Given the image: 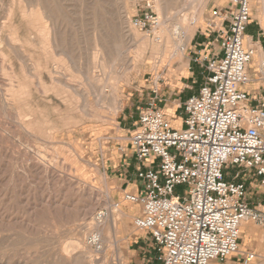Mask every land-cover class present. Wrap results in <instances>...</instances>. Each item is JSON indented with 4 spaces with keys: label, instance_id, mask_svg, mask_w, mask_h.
<instances>
[{
    "label": "rangeland",
    "instance_id": "374dc122",
    "mask_svg": "<svg viewBox=\"0 0 264 264\" xmlns=\"http://www.w3.org/2000/svg\"><path fill=\"white\" fill-rule=\"evenodd\" d=\"M148 1L154 2L152 6L160 20L170 17L173 18L172 22H177L178 16L192 18L191 12H195V0H187L190 5L184 4V0H173L174 5L170 0L168 10L162 9V14L158 11L156 0H45L46 3L44 0H0V264H76L66 259L70 258V252L72 258L83 254L85 245L80 244L81 247L78 245L75 249L70 247L68 256L64 247L71 241L79 243V240L85 239L92 240L91 248L95 252L87 255L84 264H162L150 245L149 236L134 225V217L140 213L141 206L124 199L126 185L118 187L115 175L110 170L119 162L123 152L131 154L130 142L140 108L155 98V88L159 90L158 106L169 117L172 114L175 125H180L179 119L184 114L183 103L198 91L205 76L204 67L195 59L204 54L199 51L206 48L204 44L210 39L208 21L218 8L226 7L230 0H209L200 17L193 22L192 36L184 54L181 51L175 53L176 48L170 40L158 70L154 66L155 58L161 53L157 37L161 36L162 39L161 33L170 39L172 36L169 25L164 24L160 28L156 24H136L134 16L142 11ZM45 4L49 12L44 13V25L50 30L54 18L51 16L56 15L54 20L57 19L56 26L58 24L60 27L56 31L65 43L63 65L73 79L85 85L87 90L90 91L84 76L87 70L93 69L92 74L99 77L101 86L109 94L113 83L110 75L113 76L116 71L122 72L126 60L134 65V69L120 81L117 97L122 107L116 114L111 115L109 109L97 104L92 109L93 115L84 114L78 99L65 96L64 92H48L47 95L40 89V77L51 84L47 66H52L53 62L48 46L44 47L40 27L34 22L31 11L42 12ZM263 4L253 2L252 18L259 19L264 28ZM122 5L128 9L131 27L137 32L132 38H128L123 29L125 25L121 22V11H118ZM252 18L247 37L249 32L254 37L258 34L257 22H253ZM177 25L175 27H179ZM182 29L179 28V31L185 35ZM11 44L18 47L22 45L20 48L25 52L22 51V54L25 57L29 55L26 64L10 49ZM117 49L123 54L112 64L109 54L118 52ZM98 50L102 56L99 55L100 59L96 61L94 52ZM103 59L110 66L107 72L101 67ZM75 61L81 66L78 64L77 67ZM10 64H14L18 77L28 83L30 94L15 99L9 95L8 84L13 74ZM22 65H26V74ZM179 103L182 105L180 108L177 106ZM29 119L35 122V130L32 129L31 133L23 126L24 121L27 123ZM84 189L96 192L97 196L110 193L113 204L117 203L119 208L128 211L129 216L124 224L119 222V231H116L117 234L114 232L116 235H113L112 242L103 240L90 224L91 219L84 216L85 206L79 209L82 205L79 195ZM184 190L185 186L179 185L175 192L183 194ZM101 196L99 198L102 199ZM249 198L254 206H264V187L258 182L249 184ZM102 207L95 214L104 211L107 216L112 207ZM249 224L264 234L263 227L253 222ZM94 257L99 258L98 262ZM261 259L252 264H264V257Z\"/></svg>",
    "mask_w": 264,
    "mask_h": 264
},
{
    "label": "built area",
    "instance_id": "2783aa9c",
    "mask_svg": "<svg viewBox=\"0 0 264 264\" xmlns=\"http://www.w3.org/2000/svg\"><path fill=\"white\" fill-rule=\"evenodd\" d=\"M254 1L264 2L230 0L208 21L209 52L195 59L205 76L183 103L180 125L158 106L157 88L140 108L131 137L136 188L124 199L141 206L134 225L149 236L162 264L257 257L240 247L245 222L264 228V206L249 201V184L264 187V28L247 39ZM152 3L139 9L136 24L158 26ZM179 185L183 194L175 192Z\"/></svg>",
    "mask_w": 264,
    "mask_h": 264
},
{
    "label": "bare ground",
    "instance_id": "6f19581e",
    "mask_svg": "<svg viewBox=\"0 0 264 264\" xmlns=\"http://www.w3.org/2000/svg\"><path fill=\"white\" fill-rule=\"evenodd\" d=\"M37 1V0H36ZM39 1V0H38ZM122 1V0H121ZM157 1V8H158V11L159 13H161L162 9H167V7H169L170 5V0H156ZM45 2V0H44ZM51 2V1H50ZM173 2V0H172ZM171 2V3H172ZM192 2V0H191ZM209 0H195V4L193 5V9H195V12L194 11H190L191 13H193V16H191L192 18H187V17H180L179 16L177 17V22L175 20V22H172L173 18L171 19L170 17H167L166 19H162L160 20L159 24L157 27H160V26H163L164 24H166L168 26V28L170 29V33H171V36H172V39H170V37L168 35H164L163 33H161V35H163V38L161 39V36H158L157 38L159 39V42H158V46L160 48V51L161 53H158L160 54L157 58H155V69L158 70V68L160 67V65L163 63V60H164V55L167 53V50H168V47H169V42H171L170 40H172L175 48H176V51L175 53H178L181 51V53L184 54L186 48H187V45L191 39V36H192V30H193V22L195 20L198 19V17H200L201 13L203 12V10L206 8L207 4H208ZM22 3V1H21ZM40 3V2H39ZM43 3V2H42ZM46 3V2H45ZM189 5L191 4L190 2H187V0H184V4H188ZM264 3V2H263ZM109 4V3H108ZM121 4V3H119ZM174 4V2H173ZM41 5V3L39 4V6ZM52 5V4H51ZM102 5V4H101ZM175 5V4H174ZM264 5V4H263ZM38 6V5H37ZM45 6L47 7V4H45L43 6V11L42 12H39V11H31V14L34 16V22L35 23H38L39 27H40V31H41V34H42V37H43V43H44V47L45 46H48L49 48V52H50V57L52 59V66H47V73L51 79V84H48L42 77H40V80H39V84H40V89L43 90V92L45 94H47L48 92H56L59 94L60 93H63L66 95H68L69 97L71 98H76L78 99V101L80 102V107H82L83 111H84V114H88V115H93V111L92 109L94 108V106L97 104V106L99 107H104L105 109H109V112L111 115H114L116 114L119 109H121L122 107V104H121V101L120 99L117 97V92L119 90V84H120V81H122V79L124 77L127 76V74L129 72H131L133 69H134V65H132V62H129L128 60H126V66H125V69L122 71V72H114L113 73V76L110 75V79L112 80L111 82H113L111 85V91L109 94H106L105 90H104V86H101L100 84V79L99 77L97 78L96 75L92 74V70L89 69L87 70L84 74L85 78H86V81H87V84L89 85L90 87V91L87 90L83 84H80V82H77L75 79H73V77L67 72L65 66L63 65V59H62V55H65V47H64V44H63V40L62 38L60 39L59 38V34L57 33V29L59 26L57 24L56 26V20H54L56 18V15H52L50 14V16L53 18V25L52 27L50 28V30L48 29L47 30V26H45L44 24V13L47 14V12H49ZM107 6V5H106ZM120 6V5H119ZM192 6V5H191ZM22 7V6H21ZM122 8L118 11H121V22L123 25H125L123 27V29H125V32L127 33V37L128 38H132L133 35H137V32L136 30L131 27V21L129 19V16L127 14V8L122 5L121 6ZM42 8V7H41ZM192 8V7H191ZM24 9V8H23ZM29 10V9H28ZM51 10V9H50ZM54 10V9H52ZM168 10V9H167ZM191 10V9H190ZM26 11V10H25ZM56 11V10H55ZM170 12V10H169ZM263 12H264V6H263ZM22 13V12H21ZM30 13V12H29ZM55 13V12H54ZM120 13V12H119ZM58 14V13H57ZM162 14V13H161ZM171 14V13H170ZM173 15V14H172ZM177 15H180L179 13H177ZM119 16V15H118ZM169 16V14L167 15ZM11 17V16H10ZM48 17V15H47ZM46 18V16H45ZM120 18V19H121ZM131 18V17H130ZM11 19V18H10ZM9 19V20H10ZM160 19V18H159ZM13 20V19H12ZM50 20V19H49ZM113 20V19H112ZM48 21V19H47ZM109 24V23H108ZM133 24V23H132ZM178 24L177 26L179 27H175V25ZM195 24V23H194ZM14 25V24H13ZM56 26V27H55ZM134 26V25H133ZM60 28V27H59ZM161 28V27H160ZM179 28H183L182 30H185L186 34L185 35H182L181 32L179 31ZM13 29V28H11ZM19 29V28H18ZM107 29V28H106ZM122 29V28H121ZM64 30V29H63ZM17 31V29H16ZM59 31V29H58ZM109 32V31H108ZM184 32V31H183ZM184 32V33H185ZM140 34V33H139ZM11 35V34H10ZM65 35V34H64ZM117 35V33H116ZM121 35V34H120ZM160 35V33H159ZM50 36V37H49ZM124 36L126 37V35L124 34ZM123 37V36H122ZM139 37V36H138ZM11 38V36H10ZM19 38V37H18ZM98 38V37H97ZM107 38V37H106ZM120 38V37H119ZM118 38V39H119ZM156 38V37H155ZM50 40V42H49ZM99 40V39H98ZM110 40V39H109ZM138 40V38H137ZM157 39H155L156 41ZM251 40V39H250ZM11 41V39H10ZM158 41V40H157ZM8 42H9V39H8ZM14 43H17L16 41H13ZM65 42V41H64ZM111 42V41H110ZM137 42V41H136ZM20 43V42H19ZM97 43V42H96ZM148 43V42H147ZM18 44V43H17ZM21 44V43H20ZM95 44V43H94ZM111 44V43H110ZM133 44V43H131ZM258 47V52L261 51V47L258 43H255ZM99 45V44H98ZM97 45V46H98ZM144 45V44H143ZM147 45V44H146ZM22 46V45H20ZM20 46L18 47L17 45L15 44H11L10 45V49L15 53V55L17 56V58L19 60H21V62L23 64H26L27 63V57L29 58V55L25 57L24 54H22L24 52V49L22 50L20 48ZM113 46V45H112ZM121 46H123V44H121ZM119 46V49H121L122 47ZM157 46V47H158ZM144 47V46H143ZM149 47V46H148ZM24 48V47H23ZM96 49V48H95ZM106 49V48H105ZM119 49H117L116 51H118ZM125 49V48H124ZM144 49V48H143ZM107 50V49H106ZM23 51V52H22ZM45 51V50H44ZM104 51V49H103ZM108 51V50H107ZM106 51V52H107ZM126 51V50H125ZM140 51H141V48H140ZM12 52V53H13ZM121 52H123V50L121 49ZM158 52V51H157ZM25 53V52H24ZM101 51L98 50L97 52H94V59L96 61H98V58L100 57L99 55ZM27 54V53H26ZM108 54V53H107ZM123 54V53H119L118 52H115V53H112L109 54L110 56V61L112 62V64H115V62H117L118 58L120 57V55ZM157 54V53H156ZM260 54V52H259ZM140 55V53H139ZM142 55V53H141ZM262 53L260 55L257 54V56H261ZM66 56V55H65ZM102 56V55H101ZM104 58V57H103ZM107 58V56L105 57ZM31 59V58H30ZM65 59V58H64ZM100 59V58H99ZM120 59V58H119ZM94 60V61H95ZM29 61V60H28ZM74 61V59H73ZM109 61V60H108ZM34 62V61H32ZM71 62V61H70ZM76 62V61H75ZM120 62V60H119ZM51 63V62H50ZM110 63V62H109ZM36 64V63H35ZM34 64V65H35ZM72 64V63H71ZM77 67H78V64H80L79 62L77 63ZM90 64V63H89ZM111 64V63H110ZM111 64V66H112ZM12 65V66H11ZM14 64H10V68L12 69V71L10 72H13V74L10 76V84L9 85V89L7 90L9 95L12 97V98H17V97H24L25 95L27 94H30L29 92V89L30 86L28 85L27 82L23 81L22 79H20L18 77V75L16 74V72L14 71ZM83 65V64H82ZM23 66V72L25 73V67L26 65H22ZM25 66V67H24ZM31 66V65H30ZM42 66V65H41ZM72 66V65H71ZM73 66H76V65H73ZM81 66V64L79 65ZM32 67H33V64H32ZM46 67V66H45ZM86 67V65H85ZM82 66V68H85ZM90 67V66H89ZM101 67L106 71V69L108 70V67H110L108 65V62L107 60H102L101 62ZM29 68V66H28ZM42 68V67H41ZM81 68V67H80ZM27 69V68H26ZM35 69V68H34ZM39 69V68H38ZM75 69V68H74ZM97 69V68H96ZM95 69V70H96ZM29 70V69H28ZM77 70V68H76ZM78 72H81V70H77ZM110 71V70H109ZM104 72V71H103ZM107 72V71H106ZM27 73V71H26ZM25 73V74H26ZM40 74V73H39ZM96 74V73H95ZM99 74V73H98ZM97 74V75H98ZM6 75V74H5ZM42 75V74H41ZM47 75V76H48ZM39 76V75H38ZM100 76V75H99ZM39 78V77H38ZM2 80V79H1ZM36 81V80H35ZM102 81V80H101ZM2 82V81H1ZM16 82V83H15ZM15 83V84H14ZM1 85V84H0ZM29 86V87H28ZM38 86V85H37ZM3 87V85H2ZM39 88V86H38ZM39 89V90H40ZM25 94V95H23ZM48 95V94H47ZM61 95V94H60ZM67 100V98H66ZM51 101V100H50ZM123 103V102H122ZM56 106V105H55ZM106 106V107H105ZM103 108V109H104ZM102 109V110H103ZM55 110H57V107H55ZM105 111V110H103ZM46 113V112H45ZM49 114V113H48ZM23 115V114H22ZM53 115V114H52ZM46 117H47V114H46ZM49 117V116H48ZM176 118H179V117H176ZM26 119V118H25ZM171 119L172 121L174 122V117L172 116L171 114ZM56 120V119H54ZM180 122H181V118L179 119ZM24 121V120H23ZM26 121V120H25ZM24 121V129L26 131H28L29 133L32 132V129H34V126H35V122L32 120V119H29V121L26 123ZM52 121V120H51ZM78 121V120H77ZM48 122V120H46V123ZM79 123V122H78ZM56 124V123H55ZM45 125V123H44ZM54 128V126H53ZM45 129V127H44ZM35 130V129H34ZM48 131V130H47ZM43 133V132H42ZM34 134V133H33ZM36 134V133H35ZM34 134V135H35ZM48 134V132H47ZM37 136V135H36ZM3 139V138H2ZM2 151V150H1ZM42 158V157H41ZM39 161V160H38ZM42 161V159H41ZM37 162V161H36ZM40 162V161H39ZM39 164V163H38ZM1 166V165H0ZM34 167H35V164H34ZM37 168V167H35ZM40 169V168H39ZM37 170V169H36ZM35 171V170H33ZM39 172V171H38ZM55 173V172H53ZM52 173V174H53ZM52 176V175H51ZM54 177V176H53ZM55 178V177H54ZM59 178V177H57ZM61 178V177H60ZM64 179V178H63ZM62 179V180H63ZM68 179V178H67ZM59 181V180H58ZM61 181V180H60ZM67 181V180H66ZM71 183V182H70ZM68 183V184H70ZM1 184V183H0ZM73 184V183H72ZM70 187H71V184H70ZM89 189V188H88ZM99 195V194H98ZM101 195L97 196V193L96 192H88L86 189H84L80 195H79V198L80 200H82V205L79 206V209H81V207L85 206V208H83V213L85 214L84 216H86L88 219H91L90 221V224L93 225V227L95 228L96 231H98L101 236L103 237V240L105 239V241H108V242H112L113 240V235H114V232L116 231H119L118 229V224L119 222L121 224H124L127 217L129 216V213L128 211H126L125 209H121L119 207H115L116 205L113 204L112 202V196L110 195V193H105L103 196L102 199L99 198ZM44 198V197H43ZM74 199V198H73ZM56 200V199H55ZM72 202V201H71ZM79 202V200H78ZM52 203V202H51ZM73 203H74V200H73ZM76 203V202H75ZM74 203V204H75ZM53 204V203H52ZM51 204V205H52ZM55 204V202H54ZM72 204V205H74ZM56 205V204H55ZM69 205V204H68ZM76 205V204H75ZM133 205H136V204H133ZM65 206V205H64ZM63 206V207H64ZM102 206H107V209L112 207V209L110 210V212L107 214V216H105L106 214L104 213V211H101L100 213H98L97 215L95 214V211L99 208H101ZM62 207V206H61ZM60 209H63L61 208ZM70 207V205H69ZM68 208V207H66ZM87 208V209H86ZM103 208V207H102ZM65 209V208H64ZM1 211V210H0ZM52 211V210H51ZM79 211V210H78ZM109 211V210H108ZM48 212V211H47ZM51 214V213H50ZM41 217V216H40ZM82 218V217H81ZM82 220V219H81ZM85 221V220H84ZM2 222V221H1ZM87 222V221H86ZM79 223V222H78ZM247 223V222H245ZM88 225V224H87ZM56 226V225H55ZM89 226V225H88ZM76 227V226H75ZM91 227V226H90ZM43 228V227H42ZM87 228V227H86ZM29 230V229H28ZM88 230H89V227H88ZM90 231V230H89ZM55 232V231H54ZM58 232V231H57ZM117 234V232H116ZM115 234V235H116ZM42 235V234H41ZM114 235V236H115ZM263 235V234H262ZM44 237V236H43ZM86 237V235H85ZM77 239V238H75ZM83 239V238H81ZM96 239V238H95ZM78 240V239H77ZM86 240V239H85ZM79 240V243L78 242H70L69 244H67L64 248V251H66L67 253V256L70 252L69 248L72 247L73 249L79 247L78 245L80 244H84L85 246V251L83 254H80L79 256L75 257V258H72V253L70 252V258L66 259L67 262H74L76 264H84V261H85V258H87V255H91L92 251L95 252L94 250H92L91 247H93L92 245V240L91 241H88L86 240ZM62 242V241H61ZM60 242V243H61ZM115 242V240H114ZM10 245V244H9ZM61 245V244H60ZM118 246V245H117ZM81 247V245H80ZM82 246V248H84ZM10 249V248H9ZM62 251V250H61ZM74 251V250H73ZM97 251V250H96ZM12 253V252H11ZM82 253V252H81ZM61 254V253H60ZM94 254V253H93ZM96 254V253H95ZM94 254V255H95ZM89 255V256H90ZM98 255V253L96 254ZM101 257V256H100ZM21 258V257H20ZM95 258V257H94ZM99 259V258H98ZM98 259L97 257L95 258V260H97L98 262ZM87 260V259H86ZM63 261V260H61ZM120 261V260H119ZM96 262V261H95ZM96 262V263H97ZM19 263V262H18ZM116 263V262H114ZM118 263V261H117ZM120 264V263H119Z\"/></svg>",
    "mask_w": 264,
    "mask_h": 264
},
{
    "label": "crops",
    "instance_id": "0c3cea01",
    "mask_svg": "<svg viewBox=\"0 0 264 264\" xmlns=\"http://www.w3.org/2000/svg\"><path fill=\"white\" fill-rule=\"evenodd\" d=\"M252 21L257 22L256 27L258 28V32H259L260 26L263 27L260 20L259 19L257 20V18L253 17ZM250 27L251 26H249V28ZM249 33L250 34H248L249 36L247 37V39L248 38L251 39L252 36H254L251 32ZM262 47L264 51L263 42H262ZM199 52L201 53L209 52V49H202ZM259 52L261 54V51ZM259 52H257L258 55H260ZM138 167H139V164L135 160L133 148L131 145V154L123 152L119 162H117V164L113 166L112 170H110L111 173H114L115 175L114 180L118 187L123 188L126 185L124 193L135 190L136 188L135 187V184H136L135 172ZM256 225L259 226L258 224ZM241 231H242V236L240 240V247H242L243 251H253L257 255L254 261L263 260L261 259V257H264V234L261 233L259 230L255 229V227L250 225L249 222L243 224ZM242 261L243 259L241 258V256L238 254H235V255L230 256L223 264H242L241 263ZM252 263H245L243 261V264H252Z\"/></svg>",
    "mask_w": 264,
    "mask_h": 264
}]
</instances>
